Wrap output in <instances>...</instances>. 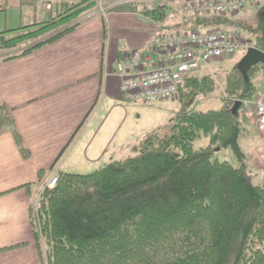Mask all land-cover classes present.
<instances>
[{"label":"trees","instance_id":"1","mask_svg":"<svg viewBox=\"0 0 264 264\" xmlns=\"http://www.w3.org/2000/svg\"><path fill=\"white\" fill-rule=\"evenodd\" d=\"M93 3L63 4L49 23L0 33V51L15 58L31 53L74 30L78 23H73ZM247 11L255 20L248 14L237 19L177 14L164 29H240L264 52V5ZM60 26L68 28L39 41ZM33 40L34 45L14 54ZM248 77L236 65L226 78L222 108L200 112L194 105L212 95L217 83L208 74L188 76L179 88L181 107L175 117L146 133L133 147L134 156L86 175L60 173L34 216L47 264H264V183L255 186L246 174L247 155L240 146L249 131L241 110L258 94L264 65L255 66ZM236 102L240 106L234 112ZM14 126L10 111L2 107L0 135ZM202 136L209 145L196 149ZM216 147L231 148L240 164L213 160Z\"/></svg>","mask_w":264,"mask_h":264},{"label":"crops","instance_id":"2","mask_svg":"<svg viewBox=\"0 0 264 264\" xmlns=\"http://www.w3.org/2000/svg\"><path fill=\"white\" fill-rule=\"evenodd\" d=\"M46 2L0 0V33L49 23L62 13L63 5L46 11ZM114 7L137 8L116 0L105 3L106 11ZM90 8L96 9L84 17L86 24L31 53L16 58L10 52L5 58L1 57L5 53H0V109H8L15 121L14 128L0 135V264H47L44 240L39 242L36 237L33 207L50 175L63 172L60 161L73 147L82 140L85 145H93L109 127L110 133L104 137L106 145L111 147L120 139V147L131 148L132 152L152 129L141 132L136 127L121 133L128 114L115 117L111 109L149 105L134 103L121 93L115 70L124 53L142 48L153 34L144 30L156 27L138 19H134L135 24L126 21L114 26L113 21L109 23L110 17L104 20L96 3ZM262 92L264 80L259 82ZM245 117L246 109L240 116L246 125ZM255 138L257 146H263L264 139ZM250 169L248 163L245 171Z\"/></svg>","mask_w":264,"mask_h":264},{"label":"built area","instance_id":"3","mask_svg":"<svg viewBox=\"0 0 264 264\" xmlns=\"http://www.w3.org/2000/svg\"><path fill=\"white\" fill-rule=\"evenodd\" d=\"M75 0H49L45 9L51 11L59 3ZM101 12L109 0H94ZM119 4H134L146 0H116ZM264 0H160L159 14L178 12L194 15L235 16L246 8H258ZM164 25H159L161 28ZM158 28L143 48L123 54L116 68L121 80V92L135 103H153L175 99L183 80L211 62L232 58L250 44L238 30L216 28L168 33ZM255 116L260 130L264 132L263 98L254 103ZM58 182L54 176L49 187Z\"/></svg>","mask_w":264,"mask_h":264},{"label":"rangeland","instance_id":"4","mask_svg":"<svg viewBox=\"0 0 264 264\" xmlns=\"http://www.w3.org/2000/svg\"><path fill=\"white\" fill-rule=\"evenodd\" d=\"M154 1H156V3L158 2V0H154ZM136 7H137L136 9H131V10L123 7H119L118 9H115L114 7V9H110L106 11L105 16H103L105 18L104 20L107 21L108 17H110L109 23L113 21L112 23L114 26H119L120 24H123L126 21L129 24H135L136 21L134 19H138L139 21H143V23L147 21L149 22L150 25L156 27V25L153 24L154 20L152 14L149 13L151 9H154L156 7V4L153 3V1L146 0L145 3L140 2L136 4ZM95 9L96 8H90L88 12L87 11L83 12L79 16V18L76 19V22H74L73 24L78 23L77 27L86 24L85 22L86 20L84 19V17L90 15L89 12ZM125 12L129 14H125ZM247 14L249 15V11L239 13L238 15L232 17V19H237L240 16L241 17L247 16ZM171 15L173 16H170V14L167 13V15L163 19H161V21H159L160 24L158 25L166 26L167 24H169L171 21L174 20L172 17H175L177 14L173 13ZM150 16L152 17V19L150 18L149 20H147L146 18H144ZM254 17H252L251 14L249 15L248 19L250 21H253L255 20L253 19ZM131 27L136 28V25H131ZM66 28L68 27L60 26L59 28H55L47 32V34L44 37H42L41 40L39 41L46 40L49 37L56 35L59 32L65 30ZM226 29L231 30L232 28L229 29L228 27H226ZM134 30L135 29H133L131 32H134ZM165 30L166 29H164L163 31ZM234 30H238V29H234ZM144 32L152 34L153 32L154 33L156 32V28L153 31L150 29H146L144 30ZM240 32L244 40H246L250 44L249 46L255 47L252 41L247 36H245L246 34H244L241 30ZM16 35L7 34L6 37L11 38ZM34 42L36 41L33 40L32 42H25L24 46H21L20 48L18 47L17 48L18 50L15 51L14 54L17 55L18 51H20L21 49H26L34 45ZM6 52L9 53L10 51H0V53H5L2 54L1 57L5 58ZM246 52L247 50H242L239 53L235 54L231 59L211 62L208 65V67H206L205 69H201L200 71L195 73L199 76L201 75L204 76L207 74L212 75L217 83V90L210 96H207L205 98H200L193 107L194 111L207 112L210 110H220L222 108V98L224 95V87L226 84L227 75L236 68V65L238 66V64L240 63L241 59L244 57ZM261 98H263L264 101L263 92L258 93L252 100L246 101L245 106L242 109V110L246 109V113H248V118L245 117V120L248 123L246 125L244 123L243 124L248 129H250L249 131L251 135L249 136L250 133L248 131L247 136L240 140V146L243 149V152H245L247 155V160L244 163V168L246 169L248 163L251 164L250 171H247L246 173L255 186L264 183V140L262 141L263 146L261 145L257 146L256 141L258 140L255 138V136L257 135V138L260 137L264 139V132L260 130L258 121L254 114L255 113L254 103ZM131 107L132 108L127 109L116 106L111 109L112 115L115 117L121 116L125 113L128 114V120L126 124L123 126L121 133L131 131L136 127L141 128L140 129L141 132H143V130L145 129L152 128L151 130L148 131L150 132L158 127L164 126L172 121V119L179 111L181 105L178 99H174V100L170 99V100L155 102L149 105H144V107L146 108L139 109L138 108L139 106H136L134 104H131ZM249 115L251 116V118H249ZM250 124L253 125L252 126L253 128L250 127ZM110 130L111 132L113 131L112 123L110 124ZM109 133H110L109 127H107L100 133V136L95 140L93 145L91 146L85 145L84 143L85 141L82 140L79 145L73 147L72 148L73 151L70 154H68L66 158L60 161L61 171L63 172L66 171L71 174H90L101 169L107 163L113 162L115 160H124L134 156L135 153H133V151L130 152L131 148L120 147L119 145L121 142L120 139H116L111 145V147H108L105 143L104 137ZM86 139L89 140V137H87ZM208 145H209V139L205 136L198 138L194 143V147L196 149L206 147ZM213 160H218L220 162H228L235 166L240 164L237 156L235 155V153L231 148L216 147L214 149ZM54 175H59L60 177V173L58 171H55ZM54 175H50L49 179L51 178V176L53 177ZM260 248H264V244L261 245Z\"/></svg>","mask_w":264,"mask_h":264},{"label":"water","instance_id":"5","mask_svg":"<svg viewBox=\"0 0 264 264\" xmlns=\"http://www.w3.org/2000/svg\"><path fill=\"white\" fill-rule=\"evenodd\" d=\"M261 64L264 65V52L257 48H251L247 51L245 56L241 59L240 63L238 64V70L243 75L245 80L248 81L249 71L253 69L255 66ZM239 106L240 103L237 102L234 108V112L237 111Z\"/></svg>","mask_w":264,"mask_h":264}]
</instances>
